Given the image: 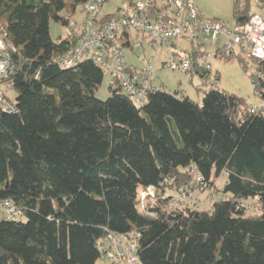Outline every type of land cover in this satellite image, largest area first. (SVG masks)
Returning a JSON list of instances; mask_svg holds the SVG:
<instances>
[{
  "label": "trees",
  "instance_id": "16d2710c",
  "mask_svg": "<svg viewBox=\"0 0 264 264\" xmlns=\"http://www.w3.org/2000/svg\"><path fill=\"white\" fill-rule=\"evenodd\" d=\"M88 2L0 0L16 49L6 80L18 100L17 112L0 111V202L25 215L0 220V264H98L100 242L131 231L141 235V264H264V112L218 87L199 102L158 89L141 107L112 85L98 99L105 73L93 62H56L80 42L85 30L72 31L71 19ZM250 6L234 1L235 25L255 15ZM51 19L70 29L65 38H52ZM215 56L249 72L242 52ZM253 66L264 102V59ZM222 175L224 197L212 211L171 209L173 196L161 193L213 190ZM150 187L157 201L141 210L140 191ZM249 199L257 214L247 213Z\"/></svg>",
  "mask_w": 264,
  "mask_h": 264
},
{
  "label": "built area",
  "instance_id": "2783aa9c",
  "mask_svg": "<svg viewBox=\"0 0 264 264\" xmlns=\"http://www.w3.org/2000/svg\"><path fill=\"white\" fill-rule=\"evenodd\" d=\"M108 1L89 0L84 6L85 32L80 42L56 62L63 69L84 61L93 62L110 76L111 85L119 86L137 106L145 105L148 95L159 89L153 85L157 55L142 60L141 68L125 59L126 50L134 52L145 42L155 50L172 49L178 60L170 59L165 67L174 72L206 70L212 74L211 55L201 51V39L214 42L222 39L219 48L228 54L242 52L249 67L255 59H264V18L259 14L244 25L229 27L224 22L204 18L193 0H122V6L114 13L101 16ZM177 40L190 44L191 50L188 52L179 47L175 43ZM15 52L0 22V111L3 114L15 113L18 107L17 96L6 80L12 72L11 60ZM260 111L264 112V102L251 109L253 114ZM192 172L195 181L202 183L203 176L194 169ZM153 190V187L144 190L141 201L154 196ZM186 194L172 199L171 204L178 205L181 199L187 198ZM0 220L22 222L25 215L14 203L4 201L0 202ZM140 237L136 231L110 232L98 248L102 258L114 264H141L138 256Z\"/></svg>",
  "mask_w": 264,
  "mask_h": 264
},
{
  "label": "rangeland",
  "instance_id": "374dc122",
  "mask_svg": "<svg viewBox=\"0 0 264 264\" xmlns=\"http://www.w3.org/2000/svg\"><path fill=\"white\" fill-rule=\"evenodd\" d=\"M196 7L198 8L201 15L206 19H212L224 22L227 26L233 27L235 25L234 18V1L235 0H193ZM247 0H240L241 6H244ZM250 12L251 13H261L264 16V5L261 3V0H250ZM122 0H110L105 3L101 16L112 14L116 11L117 8L122 6ZM66 15L65 12L61 13ZM85 27V14L82 12V7H80L71 19V30L79 32ZM50 31L51 36L56 40L59 36L65 38L68 35L70 29L59 26L54 19H51L50 22ZM222 39L219 41H212L209 39H201V51L206 54H210V63L212 64V74L206 79H200L198 74H191V72H174L168 70L166 62L170 59L178 60V57L172 53V49L168 47H161L155 50L150 48V44L145 42L142 47L137 48L136 50H126V62L132 64L137 68L143 66L142 60H150L154 55H157V60L155 62L156 73H155V83L157 86L164 85V89L168 93H175V91L180 90L181 93L188 92L191 96V99L194 101L202 100L205 92L209 89H213L214 85L220 88L229 94L236 95L238 97L244 98L248 103L249 107L259 106L262 102L260 97L255 93L252 80L250 78V73L253 71L254 66H250L249 72H246L242 65L233 61L230 63H225L223 60L215 57L216 50L220 47ZM175 43L183 48L186 51L191 50L190 44H186L181 40L175 41ZM218 72L219 80L216 79V73ZM194 77V82H190L191 78ZM153 81V82H154ZM198 84H201L197 87ZM110 85L111 78L108 74H105L102 85L96 93V96L100 100H107L110 97ZM15 94V93H14ZM226 184V175H222L214 186V189H188L180 193H173L170 190L161 191L163 195L173 196L172 199L181 198L183 193H187V198L184 199L178 205H172L170 203L171 209L185 210L187 207L191 209H197L199 211H212L213 204L218 201L220 198L224 197L222 190ZM217 189V190H216ZM145 190V189H144ZM139 194V201L141 203L140 209L144 210L146 203L151 199L152 203H156L158 198L157 190H153L154 196L149 197L146 201H141L142 192ZM171 199V200H172ZM247 209L249 215H254L258 213L257 201L255 199H249V201L244 202L243 204ZM98 264H114L111 261H108L104 258H101Z\"/></svg>",
  "mask_w": 264,
  "mask_h": 264
},
{
  "label": "crops",
  "instance_id": "0c3cea01",
  "mask_svg": "<svg viewBox=\"0 0 264 264\" xmlns=\"http://www.w3.org/2000/svg\"><path fill=\"white\" fill-rule=\"evenodd\" d=\"M253 14H258V13H253ZM259 15H261V16L264 18V16H263L261 13H259ZM202 16H203V15H202ZM203 17H204V16H203ZM217 75H218V72L216 73V76H217ZM198 77H199L200 79H202L200 76H198ZM154 80H155V79H154ZM154 80H153V81H154ZM155 82H156V81L153 82V85H154L155 87H157V88H159V89H164V87H163L164 85L157 86V85H156L157 83H155ZM190 82H194V77L191 78ZM200 85H201V84H198L197 87H199ZM215 87H218L217 84L214 85V88H215ZM214 88H213V89H214ZM218 89H220V88L218 87ZM210 90H211V89H209L208 91H210ZM208 91H207V92H208ZM222 91H223V90H222ZM175 92H177V91H175ZM178 92H180V90H178ZM224 92H225V91H224ZM226 93H227V92H226ZM180 94H183V95H185V96H187V97H189V98L191 99V97H190L191 95H190L188 92H185V91H184V93H181V92H180ZM200 101H201V100H200ZM198 102H199V101H198ZM255 106H257V105H255ZM252 107H254V106H252Z\"/></svg>",
  "mask_w": 264,
  "mask_h": 264
},
{
  "label": "water",
  "instance_id": "95a60500",
  "mask_svg": "<svg viewBox=\"0 0 264 264\" xmlns=\"http://www.w3.org/2000/svg\"><path fill=\"white\" fill-rule=\"evenodd\" d=\"M7 114H4V116H6Z\"/></svg>",
  "mask_w": 264,
  "mask_h": 264
}]
</instances>
